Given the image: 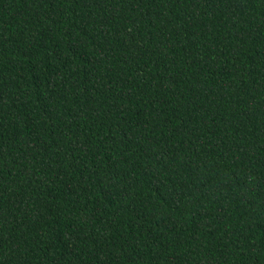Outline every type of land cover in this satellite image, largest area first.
I'll use <instances>...</instances> for the list:
<instances>
[{
    "label": "trees",
    "instance_id": "16d2710c",
    "mask_svg": "<svg viewBox=\"0 0 264 264\" xmlns=\"http://www.w3.org/2000/svg\"><path fill=\"white\" fill-rule=\"evenodd\" d=\"M0 264H264V0H0Z\"/></svg>",
    "mask_w": 264,
    "mask_h": 264
}]
</instances>
